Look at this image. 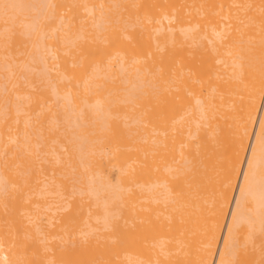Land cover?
Returning <instances> with one entry per match:
<instances>
[{
	"label": "bare ground",
	"instance_id": "1",
	"mask_svg": "<svg viewBox=\"0 0 264 264\" xmlns=\"http://www.w3.org/2000/svg\"><path fill=\"white\" fill-rule=\"evenodd\" d=\"M263 96L264 0H0V264H264Z\"/></svg>",
	"mask_w": 264,
	"mask_h": 264
},
{
	"label": "rangeland",
	"instance_id": "2",
	"mask_svg": "<svg viewBox=\"0 0 264 264\" xmlns=\"http://www.w3.org/2000/svg\"><path fill=\"white\" fill-rule=\"evenodd\" d=\"M263 99H264V96H263ZM263 103H264V100H263ZM246 217H247V216H246ZM247 218H248V217H247ZM243 219H245V218H243ZM243 219H242V222H243ZM249 220H250L249 218L246 219V221H248V223H250V224L253 223V222H251L252 219H251L250 221H249ZM240 223H241V222H240ZM254 223H255V222H254ZM254 223H253L252 225H254ZM243 224H244V223H243ZM239 225H240V224H238V226H239ZM255 225H256V224H255ZM260 225L262 226L263 224H260ZM245 227H246V223H245ZM245 227H243V225H242V228H240V229H241V231H243V233H245V232L248 233V229H245ZM236 228H237V227H236ZM250 228H252V229L250 230ZM250 228H249V233L246 235V237H244V235H241V232L239 233V231H236V234H237V233L240 234V235L237 234V237H239L240 239H242L244 242L246 241L248 244L245 243V245H247V246L250 245L249 243H253V244H251L250 246L253 247V248L255 247L254 249H255L256 251H257V250L259 251V252H257L258 254H259V253L262 254V252H264V251H263V250H264V246H263V244H264V243H263V242H264V231L262 232V229L264 228V225H263L262 228H259L258 226H255V227L252 226V227H250ZM253 228H256V230L253 229ZM257 228H259V230H261V231H259V230L257 231ZM237 230H239V229L237 228ZM263 230H264V229H263ZM250 231H251L252 234L250 233ZM253 232H254V233H253ZM260 232H262V233L259 234V235L262 236V234H263V236H262L261 238H260L259 235L257 234V233H260ZM243 233H242V234H243ZM249 234H250V235H249ZM254 234H256V235L253 237ZM249 236H251V237L254 238V239H253V238L250 237L251 240H253V242H251ZM258 237H259V239H257ZM255 238H256V239H255ZM255 241H256V242H255ZM258 241H260V242H262V243H260V242L258 243ZM243 244H244V243H243ZM257 244H258V246L262 245L263 247L261 246V247H259V248H260V249H259L258 247H256ZM245 245H243V246H245ZM243 248H244V247H243ZM253 248H252V249H253ZM252 249H251V250H252ZM262 249H263V250H262ZM260 250H261V251H260ZM261 254H260V255H261ZM263 255H264V254H263Z\"/></svg>",
	"mask_w": 264,
	"mask_h": 264
}]
</instances>
